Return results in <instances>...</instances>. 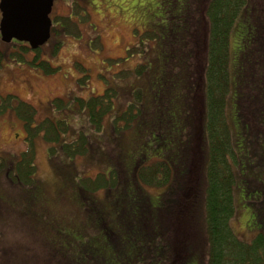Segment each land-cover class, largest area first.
<instances>
[{
  "label": "trees",
  "instance_id": "obj_1",
  "mask_svg": "<svg viewBox=\"0 0 264 264\" xmlns=\"http://www.w3.org/2000/svg\"><path fill=\"white\" fill-rule=\"evenodd\" d=\"M183 1L168 0L175 9L178 8V11L175 15L166 16L164 25L168 31H171L173 24L169 19L173 18L178 23L185 21L189 24L186 32L182 33L181 39L177 41L176 51L178 54L181 51L186 54L177 59L184 60V62L179 60V66L182 76L186 77L184 80L192 83L191 89L190 83L186 84L182 81L179 92L181 96L174 100L171 97L177 80L173 81L171 78L165 81L164 78V81L160 82V84L164 83V98L158 104L160 119L149 122L145 119L147 117L139 118L148 127L146 131H142V134H147L148 141L151 137V144L136 157L134 165L125 170L124 176H119L117 180V171L111 169L106 172L107 176L104 173L100 176L99 183L97 179L89 185L85 178H82L79 180L80 188L71 186L77 190L75 196L85 201L80 205L88 204L97 208L99 207L95 202L87 201L90 196L87 192L102 190L103 196L108 198L122 186L136 183L142 190L145 186L159 188L160 191L156 196L151 197L148 192H142L139 196L142 201L136 199L135 202L136 208L141 211L143 208H152L153 213H149L148 216L134 215L131 211L128 212L129 207H123L118 212L109 209V215H105L106 219L102 213V210L109 206L106 205V199L104 203L101 201V205L105 204V206L99 208V216L102 218L90 217L91 211L86 209L89 215L84 212L81 223L75 224L70 220L69 224L66 223L70 227H65L63 230V226H59L58 231L51 232L50 230L55 229L60 220L48 212L45 190H40V193L37 191L38 194L31 189L33 193L29 194L27 190L22 191L21 188H32L36 183L34 178L36 167L32 158L35 151L34 138L41 136L51 143L57 142L60 134L66 133L68 127L63 120H54L50 117L45 120L43 117L39 121L40 124L33 125L36 110L22 100H19L18 105L13 108L24 120L28 138H31L32 142L28 149L18 156L13 172L10 174L9 169L5 171L10 184L21 187L20 196L17 197L19 202L16 203L11 198H0V201H4L5 205L15 206V212L30 217L41 230L53 235L52 238L46 239V250L41 256L45 264H109L115 254L120 256L118 259L122 260L123 264L125 248L131 245L136 260L140 255L137 251L139 244L144 246L142 264L161 262V264H187L191 256L192 239L195 238L200 245L201 235L196 238L190 231L189 235L188 230L184 232L177 229L176 222L183 221L191 212L197 211L198 207L202 213V232L205 235L204 245L201 247L202 256L205 257L204 264H264V210L259 211L257 218L252 220L251 231L254 234L247 240L239 237L231 226V221L237 212L234 193L242 190L239 183V187L236 188L238 179H241V171L260 168L263 152L257 149L258 141L254 139H243V142L247 143L245 149H240L238 142L233 143L230 128L233 121L228 122L225 111L231 100L230 103L232 102L237 115L236 111L242 103L238 96L240 93L244 94L243 102L247 101L255 109H259L261 105L258 101L261 95L259 84L264 83V17H257L252 13L253 0H201L195 8L183 5ZM262 8L263 6L260 7ZM249 15L251 21L248 24L250 27L254 26V34H251L252 41L248 47V55L251 58L244 60L241 51L237 57L232 58L235 64L230 71L231 32L239 28L241 33L244 28H248L244 26V16ZM59 24L61 28L58 31L56 28L58 34H72L64 19L60 20ZM55 27L51 19L50 37L45 44L50 41ZM143 33L150 38L156 40L158 38V34L152 29ZM0 40L18 46L23 51L21 54L27 50L25 42L14 38L8 42L1 37V34ZM246 41L247 35L244 31L240 41L243 48L246 47ZM43 45L37 49H29L38 51ZM127 50L130 56L145 52L140 41ZM171 51L173 52V47ZM21 54L17 52L11 56L22 61ZM246 62L249 64L247 76L244 69ZM31 65L42 68L46 73H54L56 70L45 61L33 62ZM145 67L144 63H138L132 71L126 72L129 76L134 73L138 77ZM233 71L234 76L231 77ZM115 92L113 88L106 87L98 97H88L86 100L77 98L79 106L85 109L84 113L89 123L96 130L103 126L105 117L111 112ZM13 97L15 96L9 98ZM141 97V90L136 88L135 102ZM56 98L53 99L54 103L55 101L59 103L57 105L55 103L56 107L64 109L63 100ZM4 105L0 104V112L6 109L8 102ZM139 114L140 109L134 102L130 103L124 111L111 120L110 132L112 134L120 132L119 122L122 123L121 125L124 124L123 129H128L132 119ZM237 123L241 127L240 122ZM190 131L191 137L188 133ZM188 134L189 137L186 136ZM138 139L140 146L143 140L140 137ZM239 139L242 140L240 137ZM88 146V138L80 134L76 140L62 143L60 150L67 157L73 158L84 155L88 151ZM49 149L51 153L52 148ZM143 159H146L144 165H142ZM108 160L107 157L105 161ZM4 169H6L5 163L0 162V171ZM114 180H117V184H114ZM129 181L134 183H128ZM248 181H257L256 185L251 189L248 188L245 193L249 196L259 193L262 203L259 202L257 207L261 209L264 204V180L254 177V180L252 178ZM118 185L121 187L117 188ZM250 201L257 204L254 198H250ZM254 212L257 213L256 209ZM262 219L261 226L257 224L253 229L258 220ZM113 223H116L117 227L113 228L111 225ZM141 231L142 234L145 233L144 237L138 234ZM100 242L104 248L99 247ZM13 250L12 247H8L4 251L9 257L1 260L0 264H27L29 261L27 255L39 261L38 254L32 249L22 252L20 256L9 254Z\"/></svg>",
  "mask_w": 264,
  "mask_h": 264
},
{
  "label": "rangeland",
  "instance_id": "obj_2",
  "mask_svg": "<svg viewBox=\"0 0 264 264\" xmlns=\"http://www.w3.org/2000/svg\"><path fill=\"white\" fill-rule=\"evenodd\" d=\"M200 1L184 0L183 5L195 8ZM53 4L49 16L54 27L56 26L55 31H53L50 41L38 51L30 50L25 44L27 50L21 54L23 51L18 46L12 43L6 44L0 40V104L4 105L8 102L6 109L0 112V162L6 165V169L0 171V198H11L14 202H19L17 197L20 196L19 188L21 187L18 188V185L10 184L5 171L9 169L10 174L13 172L15 163L19 159L18 156L27 150L32 142V139L28 138L24 120L13 109L18 105L19 100H22L32 105L36 110L33 125L40 124L39 121L43 117L44 120L50 117L54 120H63L68 127L66 133L60 134L57 142L51 143L41 136L34 138L35 151H33L32 158L36 167L34 174L36 183L32 188H21L22 191L27 190L26 192L29 194L33 193L32 190L35 193L45 190L47 210L60 220L56 224V228L50 230L51 232L58 231L59 226H63V230L65 227H70L66 225L70 220L75 224L76 222L81 223L84 212L89 215L88 211H91L90 217L102 218L99 216V208L105 206V204L101 205V201H106V199V205L109 204V206L104 211L102 210L105 218V215H109V209L118 212L123 207H129L128 212L131 211L134 215L148 216L149 213H153V209L143 208L141 211L135 207L136 199L142 201L139 197L142 192H148V195L154 197L160 191L159 188L145 186L143 191L138 183L126 187L118 185L117 188H121L108 198L103 196L102 190L87 192L90 194L87 201L95 202L99 207L97 208L90 207L88 204L80 205L85 201L75 196L77 190L71 186L80 188L79 180L82 178H85L89 185L97 179L99 183L100 176L103 173L107 176L106 172L111 169L117 171L118 180L119 176L126 174V169L129 166L134 165L136 157L140 156L142 151H145L144 149H148L152 140L150 137V141H148L147 134H142V131H146L148 127L139 118L147 117L145 119L149 122L153 119H160L158 104L164 98V83L160 84V82L164 81V78L165 81L171 78L173 81L177 80L171 98L175 100L181 96L180 85L186 77L182 76L181 66H179V60L180 62H184V60L177 58H182L186 54L182 51L178 54L176 45L189 24H186L185 21L178 23L174 18L169 19L173 27H171V31H168L164 25V18L170 17L172 14L175 15L178 11V8L175 9L171 3H168V0H55ZM253 6L252 13L263 18L264 0H253ZM262 6L263 8L260 9ZM62 19L66 21L72 34L62 35L56 32V28L57 31L61 28L59 22ZM244 20V26H248L249 29L244 28L240 33L238 28L233 30L230 35V71L232 65L235 64L232 58L237 57L241 51L244 60L251 58L248 55V47L252 41L251 34H254V26L250 27L249 25L250 15L244 16ZM151 29L158 34V42L143 33ZM244 31L247 41L245 42L246 47L243 48L240 41ZM139 41L143 44L145 52L130 56L127 49L138 44ZM172 47L173 52L171 51ZM17 52L22 55V61L11 56ZM121 58L123 60H118ZM41 61L48 62L55 67L54 73H46L42 68L31 65L33 62ZM138 63H144L145 69L138 77L134 73L129 76L126 71H132ZM244 69L247 76L249 73L247 62ZM233 76L234 71L231 73V77ZM185 82L186 84L190 83L191 89L192 83L189 80ZM106 87H111L116 91L115 98L112 110L105 117L103 126L96 130L89 123L87 115L84 113L85 109L79 106L77 98L86 100L88 97H98ZM136 88L141 90L142 97L135 102L134 91ZM259 88L261 93L258 101L261 104L259 109H255L247 101L243 102L244 94L240 93L238 96L242 103L236 111L237 115L232 102L230 103L231 100L225 110L228 122L233 121L230 126L233 143L238 142L240 149H245L247 143L243 142V139H254L258 141H255L257 149L263 152L261 167L241 171V179H238L236 188L239 187V183L242 190L234 193L237 212L231 221V226L243 240L253 236L252 220L257 218L259 211L264 210V204L261 209L257 207L259 202L262 203L259 193H254L253 196L245 193L248 188H253L257 183V181H248V179L253 178L254 180L255 177L264 180V83H260ZM8 94L15 97H6ZM56 97L63 100L64 109L56 107L59 104L56 101V105L54 103ZM132 102L140 109V114L132 119L128 129H123L124 124L121 125L122 123L119 122L120 132L112 134L110 132L111 120ZM237 122H240L241 127ZM188 133L191 137L192 132ZM80 134H84L88 138V151L82 156L67 157L60 150L61 144L76 140ZM186 136L189 137V134ZM139 137L147 143L143 144L142 142L139 146ZM49 147L52 148L51 153ZM107 157L109 160L105 161ZM145 160L142 165L146 164ZM249 160L252 162L251 158ZM117 180H114V184H117ZM128 183L134 182L129 181ZM250 198H254L257 204L250 201ZM15 208V206L11 207L9 204L5 205L4 201H0V261L9 257L4 251L8 247H12L14 250L9 254L14 256H20L28 249H32L38 254L39 261L32 259L31 255H27L29 256L27 264H45L41 256L46 250V239L52 238L53 235L41 230L30 217L15 212ZM255 209L257 213L254 212ZM151 216L152 214L149 219ZM201 216L202 213L198 207L197 211L191 212L183 221L176 222L177 229L184 232L188 230L187 233L189 234L190 231L196 238L201 235L200 245L195 238L192 239L189 236L192 239V250L187 264H204L205 257L202 256L201 247L204 245L205 235L202 232ZM262 221L263 219L258 220L253 229L257 224L261 226ZM111 225L113 228L117 227L116 223ZM162 230H164L163 223ZM138 234H142V231ZM142 235L144 237L145 233ZM98 245L100 248H104L101 242ZM138 247L137 251L140 252V255L136 260H134L135 252L131 245L129 248H125L123 264H142L144 246L139 244ZM118 258L120 256L115 254L109 264H122V260Z\"/></svg>",
  "mask_w": 264,
  "mask_h": 264
},
{
  "label": "water",
  "instance_id": "obj_3",
  "mask_svg": "<svg viewBox=\"0 0 264 264\" xmlns=\"http://www.w3.org/2000/svg\"><path fill=\"white\" fill-rule=\"evenodd\" d=\"M53 0H0V34L4 40L27 42L31 49L50 37Z\"/></svg>",
  "mask_w": 264,
  "mask_h": 264
},
{
  "label": "flooded vegetation",
  "instance_id": "obj_4",
  "mask_svg": "<svg viewBox=\"0 0 264 264\" xmlns=\"http://www.w3.org/2000/svg\"><path fill=\"white\" fill-rule=\"evenodd\" d=\"M6 96H13V95L8 94V95H6Z\"/></svg>",
  "mask_w": 264,
  "mask_h": 264
}]
</instances>
